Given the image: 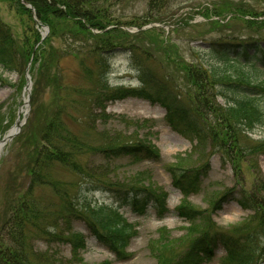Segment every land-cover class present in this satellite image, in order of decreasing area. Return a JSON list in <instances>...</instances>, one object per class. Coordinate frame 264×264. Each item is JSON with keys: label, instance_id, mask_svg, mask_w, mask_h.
Instances as JSON below:
<instances>
[{"label": "trees", "instance_id": "obj_1", "mask_svg": "<svg viewBox=\"0 0 264 264\" xmlns=\"http://www.w3.org/2000/svg\"><path fill=\"white\" fill-rule=\"evenodd\" d=\"M0 1H7L17 14L26 15L33 23H36L35 17L37 23L49 28L42 39L33 27L31 40L26 36L18 41L0 15V65L6 70L17 69L22 75L31 60L28 71L32 80V108H36L35 92L41 77L53 86L60 98L59 104L46 118L39 140L29 153V162L22 170L25 186L20 176L17 182H12L11 188L5 189L0 199V264H86L81 256L85 236L73 227L78 221L115 259L125 260L132 256L127 247L137 234V227L119 210L120 204L143 212L151 203L159 217L170 211L167 196L162 190L152 185L123 184L106 178L105 172L111 161L121 156L159 159L154 145L140 134V128L147 120L141 123L140 120L126 119L123 129L111 135L104 134L96 143L88 141L83 133L69 129L63 119L67 116L79 125L83 124L76 113H84L80 109L69 112L68 108L81 107L89 99L90 104L100 110L97 115L104 120L108 117L105 112L107 102L127 96L140 97L163 106L166 109L165 122L194 140V149L208 148L209 154L218 153L229 163L237 184L242 181L244 163L254 175L250 187L238 190L236 201L252 212L256 226L250 228L248 223H241L231 230L208 226L187 249L184 259L173 262L163 255L157 257L155 251L157 264H197L203 257L211 256L218 244L225 251L222 264H259L264 255V181L257 177L255 168L256 156L264 154V137L252 138L249 132L256 127L264 129V37L207 39L201 33L193 41L198 40L205 47L199 48L188 59L159 27L140 29L135 34L121 28L104 8L106 0ZM244 2L227 1L222 7H204L198 13L208 19L206 32L223 30L231 19H243L228 18L224 22L220 20L224 18H208L211 16L221 17L225 12L240 14L239 17L264 13V9L257 12L255 6ZM27 3L34 11L26 6ZM166 8L163 0H148L144 17L150 22L167 24L170 17L163 11ZM250 19L243 20L254 22ZM188 21V18H179L173 22L180 28L193 26ZM55 38L65 40L67 47H54L52 41ZM126 42L130 45L139 86L107 82L103 53ZM68 54L77 59L79 70L90 80V85L63 83L58 66ZM50 68H54L53 71L50 72ZM22 83L25 84L24 78ZM61 91L63 93L59 95ZM228 93L233 96L224 103L220 102L218 98H225ZM90 155H101L105 163L96 164L88 158ZM55 164L66 167L77 180L80 178L120 192L116 198L118 204H98L86 199L77 187L80 181L66 182L52 176L50 170ZM166 168L172 185L189 194L199 189L208 163L194 168L169 164ZM43 185L51 188V198L36 193L37 187ZM232 192L233 188L224 191L215 202L232 196ZM174 209L190 222L201 215L200 210L185 203L176 205ZM39 242H43L45 248L41 249ZM55 243L68 244L70 255L60 254L54 247ZM110 263L106 259L98 264Z\"/></svg>", "mask_w": 264, "mask_h": 264}, {"label": "rangeland", "instance_id": "obj_2", "mask_svg": "<svg viewBox=\"0 0 264 264\" xmlns=\"http://www.w3.org/2000/svg\"><path fill=\"white\" fill-rule=\"evenodd\" d=\"M163 1L167 5V8L163 11L170 18L167 24L156 27L163 31L164 36L168 35L188 59H191L194 53L199 51V48L205 47L198 40L193 41L194 38H199L198 36L201 33H204L207 39L224 36L264 37V13L257 16L244 15L239 17L240 14L225 12L222 13L221 17H208L224 18L223 20L220 19L224 22L228 18H253L250 20L254 22L248 21L247 23L243 19H231L223 30L220 29L217 32H206L205 22L208 19L198 13L204 7L209 9L212 6L222 7L227 1H245L244 3L255 6L258 12L263 11L264 0ZM147 2L148 0H106L103 5L113 17L112 21H118L121 28L135 34L140 29H150L151 23L154 24V22H150L144 17ZM0 15L1 20L10 26L18 41L26 38V36L31 40L33 27L39 31L40 35L42 33L45 36L48 34V28L46 27V31L45 25L33 23L24 14H17L7 1H0ZM234 15L237 16L232 17ZM179 18H188V22L193 23V26L180 28L179 24L173 22ZM138 25H141V27H138ZM52 44L58 49L67 47V42L62 38H55ZM129 47V42H126L122 46L116 45L103 53L106 58V76L109 84L139 86L138 73ZM38 64H35L34 68ZM28 67H30V63ZM58 68L62 73L61 78L65 84L72 86H88L91 84L90 80L80 72L77 59L70 54L61 59ZM53 69L50 68L49 71L51 72ZM25 72L26 70L21 75L17 69L6 70L0 65V138L12 127L19 126L18 131L0 150V199L4 195L5 189L11 188L12 182L14 180L17 182L20 176L25 186L26 178L22 170L29 162V153L32 151V146L39 140L41 128L46 118L60 102L58 93L54 91L53 86L48 85V81L41 77L35 92L37 97L36 108L34 109V106L32 108L30 94L27 98L24 89L25 84L22 83L23 78L25 82ZM62 93L63 91L59 92V95H62ZM72 96L70 94V97ZM74 96L77 97L78 95ZM230 96H233V94L228 93L227 97H219L218 99L224 103L231 98ZM77 109H80L85 115L76 113L83 124L79 125L67 116H64L63 119L66 120L69 129L83 133L88 141L96 143L101 140L104 134L111 135L123 129L126 119L140 120L141 123L147 120L146 124L140 128V134L141 136L144 135L145 140L154 145V149L158 151L157 157L159 159L155 160L154 157L145 158L134 155L121 156L116 158L115 161H111L110 167L105 172L106 178L123 184L137 182L152 185L165 192L168 198L167 207L170 210L159 217L157 210L151 203L146 205L143 212H139L128 205L120 204L119 210L137 227V234L130 240L127 247V250L132 252V256L125 260L115 259L114 255L92 236L82 223L76 222L73 227L80 230L86 239L85 248L81 251V256L86 264H98L106 259L111 261L110 264H157L154 256L155 251L157 257L163 255L173 262H179L185 258V253L193 241L208 226L231 230L241 223H248L250 228L257 225L256 220L252 219V212L242 208L236 201L239 196L238 190L241 187H250L254 177L246 163L243 164L242 181L237 184L229 163L221 159L218 153L209 154L208 148L194 149V140L175 131L165 122L166 109L158 102L152 103L136 96H127L109 101L105 108L108 117L104 120L97 115L100 110L90 104L89 99H86L81 107L68 108L69 112L73 110L76 112ZM128 133L126 132V134ZM249 136L252 138L264 137V129L256 127L249 132ZM88 158L96 164L105 163L101 155H90ZM256 159L257 177L264 181V154L257 155ZM204 162L208 163V169L197 191L184 194L172 185L170 174L166 168L167 165L194 168ZM50 171L52 176L66 182L80 181L77 187L79 186L78 189H81L83 195L90 201L98 204L101 202L118 204L116 198L120 192L108 190L101 184L88 183L80 178L77 180L74 173L59 164L52 166ZM230 188H233L232 196L215 202L224 191ZM51 191V188L46 185L38 186L36 189L38 195L48 198L52 197ZM180 203L188 204L200 210L201 215L191 222L183 219L174 209ZM38 246L41 249L45 248L43 242H39ZM54 247L60 254L70 255L68 244L55 243ZM262 256L263 258L259 264H264V255ZM224 259V248L221 244H218L214 247L211 256L203 257L197 264H222Z\"/></svg>", "mask_w": 264, "mask_h": 264}, {"label": "water", "instance_id": "obj_3", "mask_svg": "<svg viewBox=\"0 0 264 264\" xmlns=\"http://www.w3.org/2000/svg\"><path fill=\"white\" fill-rule=\"evenodd\" d=\"M30 6V5H29ZM28 67L26 69V89H27V95H29V88H30V85H31V80H30V76L28 74ZM18 122V121H17ZM19 129V127L15 128V129H12L10 130L6 135H4L1 139H0V147L6 142L8 141L14 133L17 132V130Z\"/></svg>", "mask_w": 264, "mask_h": 264}]
</instances>
